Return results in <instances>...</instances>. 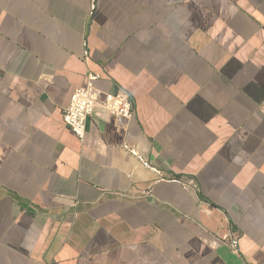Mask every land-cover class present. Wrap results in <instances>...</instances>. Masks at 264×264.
I'll return each instance as SVG.
<instances>
[{"label":"crops","instance_id":"1","mask_svg":"<svg viewBox=\"0 0 264 264\" xmlns=\"http://www.w3.org/2000/svg\"><path fill=\"white\" fill-rule=\"evenodd\" d=\"M93 1L0 0V264H264V0Z\"/></svg>","mask_w":264,"mask_h":264},{"label":"built area","instance_id":"2","mask_svg":"<svg viewBox=\"0 0 264 264\" xmlns=\"http://www.w3.org/2000/svg\"><path fill=\"white\" fill-rule=\"evenodd\" d=\"M96 7V1L94 0L91 5V14H94ZM85 54L88 55V51ZM101 79L102 75L100 73L90 71L87 84L75 88L69 105L63 110L64 123L81 140L85 138L89 118L96 113V109L99 106L107 109L110 116L114 119H131L134 115V106L129 92L125 89H120L115 94L107 93L97 85ZM126 148L132 155L137 156L144 166L161 174V171L141 156L136 148L127 145ZM225 242L231 246L235 253H239V238L227 236Z\"/></svg>","mask_w":264,"mask_h":264}]
</instances>
